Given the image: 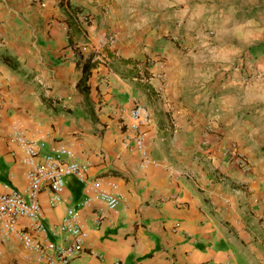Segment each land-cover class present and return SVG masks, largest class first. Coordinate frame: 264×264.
<instances>
[{
  "label": "crops",
  "instance_id": "0c3cea01",
  "mask_svg": "<svg viewBox=\"0 0 264 264\" xmlns=\"http://www.w3.org/2000/svg\"><path fill=\"white\" fill-rule=\"evenodd\" d=\"M68 1L84 3L90 22ZM99 1L0 0V190L27 187L21 151L11 139V122L20 118L29 137L45 140L41 156L52 145L68 144L90 162L91 178L107 187L116 183L124 196L116 209L101 201L79 208L87 236L75 264H264L263 36L235 27L217 53L204 57L202 47L215 43L219 30L205 33L201 10L179 7V0L159 7L156 0H128L131 16L145 11L147 41H157L155 52L167 66L164 81L157 65L150 80H141L137 55L121 38V52L107 50L108 33L117 32L109 22L117 3L104 11ZM150 10L160 19L156 29L149 27ZM167 34L185 36L192 47L184 52ZM85 44L92 50L82 52ZM244 45L258 55L246 61L249 70L230 62ZM203 60L209 62L202 66ZM252 66L262 78L246 77ZM135 102L147 108L156 161L145 170L127 110ZM231 142L249 157L247 170ZM65 181L56 206L48 187L40 193L42 237L57 243L72 240L54 229L85 197L81 181ZM0 264L48 263L38 251L7 240Z\"/></svg>",
  "mask_w": 264,
  "mask_h": 264
},
{
  "label": "built area",
  "instance_id": "2783aa9c",
  "mask_svg": "<svg viewBox=\"0 0 264 264\" xmlns=\"http://www.w3.org/2000/svg\"><path fill=\"white\" fill-rule=\"evenodd\" d=\"M84 18L87 19V16H81L82 21ZM80 50L89 52L91 47L85 44ZM156 63L159 67L158 75L164 77L167 72L165 59H156ZM250 71L251 78L262 77L258 68L251 67ZM125 110L126 108L122 111ZM127 110L133 119L134 150L140 156L141 168L145 170L151 164H156L151 156L148 140L149 114L140 102H135ZM11 139L21 151L20 161L26 168L27 187L20 191L5 184L4 189L0 190V255L3 253V244L7 240H15L28 250L38 251L48 264H75V259L83 251L87 236L79 208L91 205L94 201H101L108 208L116 209L124 199L123 194L116 183L110 182L107 187L100 178H91L90 162L78 159L68 144L52 145L51 153L41 156L40 150L46 145L45 140L29 137L20 118H14L11 122ZM231 147L235 150L240 167L247 170L250 165L248 157L239 150L235 142H231ZM67 176H74L83 183L85 197L77 206L68 208L54 229V232H62L72 240L68 243H57L42 237L45 225L42 221L40 193L44 187H48L51 191V206L58 205L63 199Z\"/></svg>",
  "mask_w": 264,
  "mask_h": 264
},
{
  "label": "rangeland",
  "instance_id": "374dc122",
  "mask_svg": "<svg viewBox=\"0 0 264 264\" xmlns=\"http://www.w3.org/2000/svg\"><path fill=\"white\" fill-rule=\"evenodd\" d=\"M112 1H115L117 3V8L116 12L114 13V18H112L111 21L109 20V22L111 24L113 23V27L117 30V32H115V30H111V32L108 33L107 45L109 47L107 50H109L112 56L117 55V53L120 51L121 45L118 38H121L120 40L124 43L123 48L137 55L136 57H132L134 60L135 69L140 70L141 67H148L147 69H144V73L142 76L140 73V76H138V78H140L141 80H147V78H145L147 75L145 70H148V80H150L154 76L153 72L150 70V67L153 65H157L158 71L156 76L162 81H164L166 79L167 72L164 77H160L158 75L159 67L156 63V59H164V57H162V55L156 54L155 52L158 50L159 47V44L156 40H154V42L147 41V38L148 40H150V38L148 33L146 32V29H144L145 19L142 18L145 14V11L143 10L137 15L131 16V13L127 12L126 9L128 7V0H100L98 5L102 10L109 11L110 4L112 3ZM165 1L167 2V0H156V2H158V4L156 3V6L159 7L163 5ZM176 5H178L179 7H186L189 5L191 7H194L197 11L201 10L202 15L200 20L203 18L206 19L204 23L205 25H207V28L204 31L210 36H215L217 34V29L219 30V39H217L215 43L213 42V44L208 45L207 47H202L201 54H203L204 57L209 56L212 52L217 53L220 50V47L223 46L224 41L229 39V33L234 30L235 27L240 28V30L244 32L248 29H253L255 34L261 33L264 39V0H179L176 2ZM68 6L71 7L73 11L75 10V13H78V16L81 17L83 15H86L87 19L84 18V22L86 23H89L91 18L93 17L91 10L86 9V7H84V3H81L80 1H68ZM149 16L150 29L158 28V25H160V19L156 17L151 10L149 12ZM247 20H252L253 22L255 21V23L250 25ZM198 23L199 22L195 20V23H193V25L195 26ZM189 31L193 32L192 30ZM167 38L175 41V43L180 47V49H183L184 52H186L189 48L192 47L191 44L186 41L185 36H183L182 39L179 36L173 37L172 35L167 34ZM236 45H238V43H236L235 46ZM255 45L256 44H253V46ZM146 48H149V51H147ZM250 51L253 53V57L248 56V53ZM99 53L97 55L103 57V55ZM257 56L258 55L255 54V48H251L249 46L244 45L243 47H240L238 55L234 56V54H231L230 62L232 66L235 67L237 65L245 66L247 60L252 62L257 59ZM208 62V60H203L199 61L198 63L203 66L204 63L206 65ZM248 64L250 63L246 64L247 70H249ZM137 65H139L140 68H138ZM252 68L255 67L252 66ZM259 70L262 73V70ZM249 74L250 73H248L246 76L248 79L251 78Z\"/></svg>",
  "mask_w": 264,
  "mask_h": 264
},
{
  "label": "trees",
  "instance_id": "16d2710c",
  "mask_svg": "<svg viewBox=\"0 0 264 264\" xmlns=\"http://www.w3.org/2000/svg\"><path fill=\"white\" fill-rule=\"evenodd\" d=\"M98 59H100V58H98ZM128 61H130V59H128ZM145 69H147V68H145ZM139 70H137L136 72H135V74L137 75V76H140V72H138ZM145 72H146V78H147V80H148V75H149V72H148V70H145Z\"/></svg>",
  "mask_w": 264,
  "mask_h": 264
}]
</instances>
